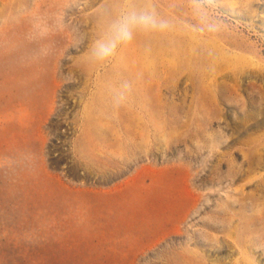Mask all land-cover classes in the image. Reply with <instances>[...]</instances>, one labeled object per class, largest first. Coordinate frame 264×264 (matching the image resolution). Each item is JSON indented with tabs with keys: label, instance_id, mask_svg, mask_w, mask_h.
Returning <instances> with one entry per match:
<instances>
[{
	"label": "rangeland",
	"instance_id": "374dc122",
	"mask_svg": "<svg viewBox=\"0 0 264 264\" xmlns=\"http://www.w3.org/2000/svg\"><path fill=\"white\" fill-rule=\"evenodd\" d=\"M121 2L0 0V264H264V0L91 62Z\"/></svg>",
	"mask_w": 264,
	"mask_h": 264
},
{
	"label": "clouds",
	"instance_id": "9594fccd",
	"mask_svg": "<svg viewBox=\"0 0 264 264\" xmlns=\"http://www.w3.org/2000/svg\"><path fill=\"white\" fill-rule=\"evenodd\" d=\"M188 16L177 21L159 12L154 2L138 4L136 0H122L118 10L108 7L98 10L101 34L92 42L88 58L91 62L106 64L120 49L130 45L137 35L152 36L172 31L177 23L187 31L198 36H212L227 29V23L219 12L217 0H186ZM83 42V35L78 37ZM146 51L150 47L146 45ZM133 83L122 81L111 87L108 95L113 113L130 103Z\"/></svg>",
	"mask_w": 264,
	"mask_h": 264
},
{
	"label": "bare ground",
	"instance_id": "6f19581e",
	"mask_svg": "<svg viewBox=\"0 0 264 264\" xmlns=\"http://www.w3.org/2000/svg\"><path fill=\"white\" fill-rule=\"evenodd\" d=\"M112 3V2H111ZM110 4V3H109ZM111 7V6H110ZM115 7H116V5H115ZM112 9V8H111ZM118 10V9H117ZM178 29V28H177ZM99 32V31H98ZM181 32V31H180ZM186 32V31H185ZM99 35V34H98ZM141 37V36H140ZM180 37H181V35H180ZM188 37V36H187ZM191 37V36H190ZM189 37V38H190ZM146 38V37H145ZM176 39V38H175ZM184 39V38H183ZM140 40V39H139ZM144 40V39H143ZM205 41V40H204ZM180 42V41H179ZM182 42V41H181ZM200 43V42H199ZM181 44V43H180ZM193 45V44H192ZM222 45V44H221ZM226 45V44H225ZM141 46V45H140ZM140 46L138 47V48H140ZM182 46V45H181ZM181 46H179V47H181ZM228 47V46H227ZM197 48V47H196ZM196 48H195V50H196ZM225 48V47H224ZM180 50V49H179ZM233 50V49H232ZM177 51H178V49H177ZM181 51V50H180ZM236 51V50H235ZM238 51V50H237ZM89 52V51H88ZM228 53V52H227ZM88 54V53H87ZM235 54V53H234ZM233 54V55H234ZM244 54V53H243ZM84 56H86L85 54H84ZM231 56V55H230ZM250 57H252V56H250ZM139 58V57H138ZM254 59V58H253ZM185 61V60H184ZM136 62V61H135ZM253 62V61H252ZM188 64V63H187ZM254 64V63H253ZM184 66V65H183ZM96 67V66H95ZM254 68V67H253ZM108 71V70H107ZM84 72V71H83ZM216 75V74H215ZM89 76V75H88ZM180 76V75H179ZM180 80V79H179ZM192 80V79H191ZM194 81V80H193ZM172 83V82H171ZM70 84H72V83H70ZM203 90V89H202ZM193 91V90H192ZM203 92V91H202ZM217 93V92H216ZM219 94V93H218ZM86 101V100H85ZM84 104V103H83ZM87 106V105H86ZM160 108H162V107H160ZM159 108V109H160ZM164 111V110H163ZM99 118V117H98ZM101 118V117H100ZM80 119V118H79ZM87 119V118H86ZM90 119V118H89ZM103 119V118H102ZM84 120V119H83ZM94 122V121H93ZM104 122V121H103ZM106 122V121H105ZM88 123V122H87ZM95 123V122H94ZM182 128V127H181ZM93 129V128H92ZM170 138V137H169ZM75 144V143H74ZM260 162V161H259ZM258 165V164H257ZM232 203H230V205H231ZM231 207V206H230ZM236 247H237V245H236ZM244 249V248H243ZM244 251V250H243ZM246 254V253H245ZM246 256V255H245ZM247 257V256H246Z\"/></svg>",
	"mask_w": 264,
	"mask_h": 264
}]
</instances>
